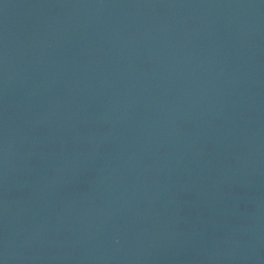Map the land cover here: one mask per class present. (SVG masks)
Wrapping results in <instances>:
<instances>
[{
  "label": "water",
  "instance_id": "obj_1",
  "mask_svg": "<svg viewBox=\"0 0 264 264\" xmlns=\"http://www.w3.org/2000/svg\"><path fill=\"white\" fill-rule=\"evenodd\" d=\"M0 264H264V0H0Z\"/></svg>",
  "mask_w": 264,
  "mask_h": 264
}]
</instances>
